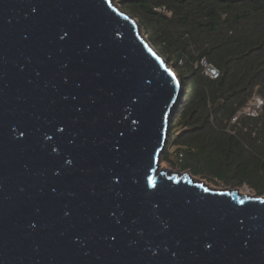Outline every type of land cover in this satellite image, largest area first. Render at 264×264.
<instances>
[{
	"label": "water",
	"instance_id": "obj_1",
	"mask_svg": "<svg viewBox=\"0 0 264 264\" xmlns=\"http://www.w3.org/2000/svg\"><path fill=\"white\" fill-rule=\"evenodd\" d=\"M181 90L114 0H0V264H264V195L161 166Z\"/></svg>",
	"mask_w": 264,
	"mask_h": 264
},
{
	"label": "trees",
	"instance_id": "obj_2",
	"mask_svg": "<svg viewBox=\"0 0 264 264\" xmlns=\"http://www.w3.org/2000/svg\"><path fill=\"white\" fill-rule=\"evenodd\" d=\"M177 74L182 87L161 161L264 195V0H114ZM206 58L219 75L201 74ZM255 117L236 113L252 95Z\"/></svg>",
	"mask_w": 264,
	"mask_h": 264
},
{
	"label": "built area",
	"instance_id": "obj_3",
	"mask_svg": "<svg viewBox=\"0 0 264 264\" xmlns=\"http://www.w3.org/2000/svg\"><path fill=\"white\" fill-rule=\"evenodd\" d=\"M196 67L201 71L203 76H206L211 79H215L219 75L218 69L212 65L206 58H201L197 63ZM262 105V99L254 94L248 100L246 105L242 107L236 115L232 118V122L236 121L241 115L255 117L258 115V109Z\"/></svg>",
	"mask_w": 264,
	"mask_h": 264
},
{
	"label": "rangeland",
	"instance_id": "obj_4",
	"mask_svg": "<svg viewBox=\"0 0 264 264\" xmlns=\"http://www.w3.org/2000/svg\"><path fill=\"white\" fill-rule=\"evenodd\" d=\"M161 166L162 167H166V168H170L172 171H176L178 168L177 167H172V165L170 164V163H168V162H165V161H161ZM197 178V177H196ZM203 180V179H202ZM206 183H208L209 185H211V186H213V187H224V186H220L221 185V183L219 184V185H215V184H213L212 182H209V181H206V180H204ZM239 188V190H240V192H242V193H252L253 194V192H252V190L251 189H249L247 186H245V185H243L242 187H238Z\"/></svg>",
	"mask_w": 264,
	"mask_h": 264
}]
</instances>
